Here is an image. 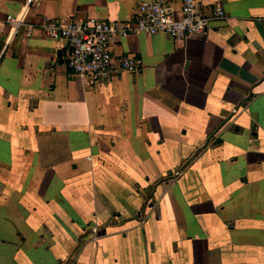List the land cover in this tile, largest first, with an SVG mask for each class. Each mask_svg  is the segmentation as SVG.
I'll list each match as a JSON object with an SVG mask.
<instances>
[{"label":"crops","instance_id":"0c3cea01","mask_svg":"<svg viewBox=\"0 0 264 264\" xmlns=\"http://www.w3.org/2000/svg\"><path fill=\"white\" fill-rule=\"evenodd\" d=\"M143 1L0 0V264H264V0H196L224 18L98 78L43 31Z\"/></svg>","mask_w":264,"mask_h":264},{"label":"built area","instance_id":"2783aa9c","mask_svg":"<svg viewBox=\"0 0 264 264\" xmlns=\"http://www.w3.org/2000/svg\"><path fill=\"white\" fill-rule=\"evenodd\" d=\"M178 6V9H176ZM224 10L216 5L212 17L199 15L196 0H146L139 4L134 17L124 22H102L95 18L61 23L47 22L43 31L51 39L64 40L69 49L66 68L78 77H102L112 66V49L115 45L137 33L162 34L175 41H184L206 31L212 18L223 19ZM16 32L22 17L6 18ZM31 35V30H28ZM118 69L135 73L140 61L122 57Z\"/></svg>","mask_w":264,"mask_h":264}]
</instances>
